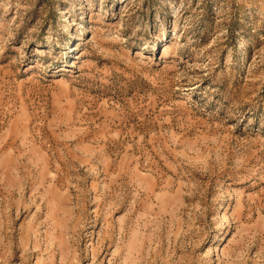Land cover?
<instances>
[{"label": "rangeland", "instance_id": "rangeland-1", "mask_svg": "<svg viewBox=\"0 0 264 264\" xmlns=\"http://www.w3.org/2000/svg\"><path fill=\"white\" fill-rule=\"evenodd\" d=\"M0 264H264V0H0Z\"/></svg>", "mask_w": 264, "mask_h": 264}]
</instances>
